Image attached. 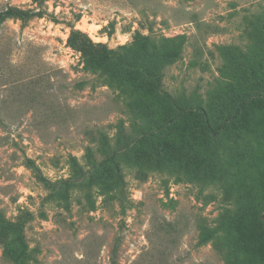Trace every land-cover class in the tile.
<instances>
[{
	"label": "rangeland",
	"instance_id": "374dc122",
	"mask_svg": "<svg viewBox=\"0 0 264 264\" xmlns=\"http://www.w3.org/2000/svg\"><path fill=\"white\" fill-rule=\"evenodd\" d=\"M10 6L0 264H264V0Z\"/></svg>",
	"mask_w": 264,
	"mask_h": 264
},
{
	"label": "trees",
	"instance_id": "16d2710c",
	"mask_svg": "<svg viewBox=\"0 0 264 264\" xmlns=\"http://www.w3.org/2000/svg\"><path fill=\"white\" fill-rule=\"evenodd\" d=\"M36 1V0H33ZM43 15L42 11H37L34 12L32 10H23L17 7H7L4 10L0 11V22L5 21L6 19H17V20H22V21H26L28 19H31L32 17H41ZM74 36H79L81 35L80 32L78 31H73ZM91 45H93L91 43ZM156 136L154 134H150V133H140V136L138 137H131V138H127V143L132 144V143H136L134 144V146L132 148H134L135 146L141 144L144 140H148L150 143V146L153 147L154 146V141L156 140ZM153 145V146H152ZM115 153L109 155L106 158H103L101 161H97L94 156L90 155V158L92 159V161L94 162V165L92 166V172H88V176L86 178H90L93 175H97L99 174L100 171L105 170L108 166L110 165H114V161H115ZM24 164L25 166L31 170V172L34 174L35 178L37 181H39L40 183H43L48 189H50L51 191L57 192L58 190L62 189V188H66L68 187L70 184H73L74 180L73 179H65V180H61L58 182H50L49 180H47L41 173L40 169L36 166V164L29 158H25L24 159ZM123 195V193H122ZM116 252L112 251L111 254V263L110 264H116ZM19 264H24L23 262H19Z\"/></svg>",
	"mask_w": 264,
	"mask_h": 264
}]
</instances>
